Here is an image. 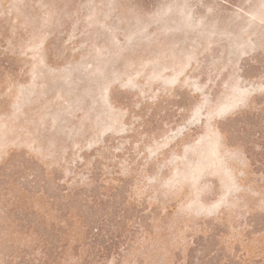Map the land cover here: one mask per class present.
<instances>
[{
	"label": "rangeland",
	"instance_id": "374dc122",
	"mask_svg": "<svg viewBox=\"0 0 264 264\" xmlns=\"http://www.w3.org/2000/svg\"><path fill=\"white\" fill-rule=\"evenodd\" d=\"M0 264H264V0H0Z\"/></svg>",
	"mask_w": 264,
	"mask_h": 264
}]
</instances>
